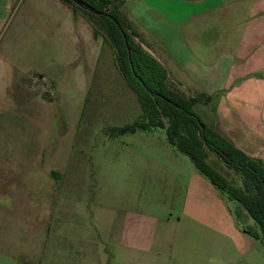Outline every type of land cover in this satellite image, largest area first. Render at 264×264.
<instances>
[{"label":"rangeland","instance_id":"rangeland-1","mask_svg":"<svg viewBox=\"0 0 264 264\" xmlns=\"http://www.w3.org/2000/svg\"><path fill=\"white\" fill-rule=\"evenodd\" d=\"M3 2H10L2 10L7 26L19 0ZM139 34L143 47L165 66L173 88L202 94L204 100L192 109L206 125L223 134L222 126L234 130L237 113L254 112L250 102L256 101L235 87L254 85L264 72L231 75L233 83L225 88L219 81L208 90L194 87L187 71L201 74L228 61L203 58V42L165 44ZM92 79L82 92L84 102L79 92H65L67 102L36 104L35 120L17 114L14 102H0V264H264V236L245 209L168 143L163 128H132L140 105L108 44ZM45 144L56 154L52 159L64 154V178L49 172L57 160L47 163L43 154L35 160ZM205 150L207 161L240 185V175Z\"/></svg>","mask_w":264,"mask_h":264},{"label":"crops","instance_id":"crops-1","mask_svg":"<svg viewBox=\"0 0 264 264\" xmlns=\"http://www.w3.org/2000/svg\"><path fill=\"white\" fill-rule=\"evenodd\" d=\"M162 1L160 6L148 0L146 4L143 0L131 4L123 0V15L131 24V17L142 20L133 25L144 37L148 33L165 44L203 42V58L228 61L219 69L201 74L184 69L189 73V85L201 84L208 90L219 81L227 87L233 83L231 75L249 70L264 72V0ZM9 5L0 0V76H4L0 79V102H14L17 114L29 121L39 115L34 110L36 104L46 107L47 102H67L65 92H79L84 102L82 92L93 82L105 44L100 35L94 34L91 22L64 0H19L14 6L16 18L6 26L2 10ZM151 12L162 19L153 20ZM187 52L197 58L189 47ZM176 53L172 51L174 56ZM255 80L246 88L243 84L235 87L237 91L247 90V97L256 101L250 102L254 112L237 113L234 130L224 126L220 130L245 153L264 162V79ZM45 119L47 122V116ZM44 129L47 133V125ZM46 145L36 151L35 160L42 154L46 160L48 156L47 163L57 160L59 163L49 172L55 178H64L68 169L62 165L64 154L52 159L50 156L56 154L47 152Z\"/></svg>","mask_w":264,"mask_h":264},{"label":"trees","instance_id":"trees-1","mask_svg":"<svg viewBox=\"0 0 264 264\" xmlns=\"http://www.w3.org/2000/svg\"><path fill=\"white\" fill-rule=\"evenodd\" d=\"M64 1L79 10L91 22L94 34L100 35L109 45L115 67L136 94L140 114L132 128H163L167 142L186 154L220 193L237 201L264 236V162L245 153L219 130L200 119L192 106L204 100L202 94L191 95L172 87L165 66L143 47L139 32L118 10V4L123 0H84L98 10H106L117 23L107 15L91 13L71 0ZM205 148L212 151L225 167L240 175V185L228 181L207 161Z\"/></svg>","mask_w":264,"mask_h":264},{"label":"water","instance_id":"water-1","mask_svg":"<svg viewBox=\"0 0 264 264\" xmlns=\"http://www.w3.org/2000/svg\"><path fill=\"white\" fill-rule=\"evenodd\" d=\"M71 1L74 4H76L77 6L83 8V9H85V10L91 12V13H94V14H97V15H107V16L112 18V20H114L117 23L116 19L113 16H111L106 10H98V9L94 8L92 5H90L88 2H86L84 0H71ZM146 50H148V49H146ZM201 126H202V124H201Z\"/></svg>","mask_w":264,"mask_h":264}]
</instances>
